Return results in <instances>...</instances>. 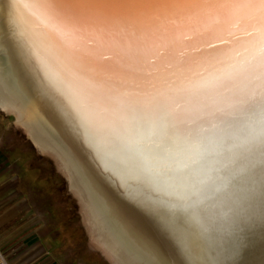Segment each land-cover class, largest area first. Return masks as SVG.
Returning <instances> with one entry per match:
<instances>
[{"label": "bare ground", "instance_id": "1", "mask_svg": "<svg viewBox=\"0 0 264 264\" xmlns=\"http://www.w3.org/2000/svg\"><path fill=\"white\" fill-rule=\"evenodd\" d=\"M248 32L254 28L243 12L212 7L157 21L137 35L85 29L66 37L45 20L41 0H0V109L42 151L60 157L110 264H264L258 213L235 205L240 217H250L241 243L234 242L235 228L206 230L203 220H178L173 198L157 186L130 188L96 134L113 119L105 97L172 107L170 84L198 81L219 61L246 54L256 43ZM133 84L140 86L135 93ZM126 92L133 95L122 97Z\"/></svg>", "mask_w": 264, "mask_h": 264}, {"label": "snow or ice", "instance_id": "2", "mask_svg": "<svg viewBox=\"0 0 264 264\" xmlns=\"http://www.w3.org/2000/svg\"><path fill=\"white\" fill-rule=\"evenodd\" d=\"M45 20L66 37L85 29L140 34L155 22L221 7L243 12L256 43L198 81L170 84L173 106L139 98L103 100L113 119L96 129L108 164L137 183L157 186L173 198L178 220H203L206 230L235 228L241 243L250 219L264 222V0H41ZM191 4L192 7H188ZM133 93L139 84H133ZM133 93H122L131 97ZM191 253V249H188Z\"/></svg>", "mask_w": 264, "mask_h": 264}, {"label": "rangeland", "instance_id": "3", "mask_svg": "<svg viewBox=\"0 0 264 264\" xmlns=\"http://www.w3.org/2000/svg\"><path fill=\"white\" fill-rule=\"evenodd\" d=\"M14 121L0 109V171L9 168L0 174L5 264H110L85 223L86 207L70 186L60 157L42 151Z\"/></svg>", "mask_w": 264, "mask_h": 264}, {"label": "crops", "instance_id": "4", "mask_svg": "<svg viewBox=\"0 0 264 264\" xmlns=\"http://www.w3.org/2000/svg\"><path fill=\"white\" fill-rule=\"evenodd\" d=\"M2 162H3V160H2L1 157H0V167H1ZM8 170H9V168H6L5 170L0 171V174H1V172H2V173L5 172V171L8 172Z\"/></svg>", "mask_w": 264, "mask_h": 264}, {"label": "built area", "instance_id": "5", "mask_svg": "<svg viewBox=\"0 0 264 264\" xmlns=\"http://www.w3.org/2000/svg\"><path fill=\"white\" fill-rule=\"evenodd\" d=\"M3 258V256H2V253H1V249H0V264H5V262H2V259Z\"/></svg>", "mask_w": 264, "mask_h": 264}]
</instances>
